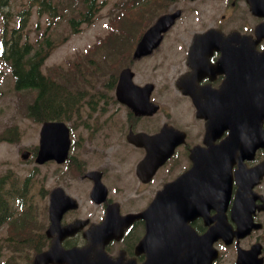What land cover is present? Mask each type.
<instances>
[{"label":"rangeland","instance_id":"374dc122","mask_svg":"<svg viewBox=\"0 0 264 264\" xmlns=\"http://www.w3.org/2000/svg\"><path fill=\"white\" fill-rule=\"evenodd\" d=\"M124 1L128 0H99V2L103 4L102 9L98 12L93 22L82 24L77 33L73 32L70 20L73 17L78 19V12L83 9L78 5V2L74 0H53V3L59 6L57 13L54 15H51L48 11L43 15H38L34 0H12L7 11V21L0 17L1 37L5 27V21L8 29L12 30L18 26V22L24 19L27 14L32 13V17L27 26L24 30H19L16 33L17 36L21 37L23 41L29 40L34 48L46 38L51 39L53 47L56 46L57 43H60L55 50L53 48L51 51V54L45 61L43 71L47 73V71L54 68H63L72 82H77L86 90L87 99L97 104V109L95 111L86 109L70 119L75 122H83L85 120L91 122L93 117L98 116L94 126L100 127L101 129L97 133V135H99L98 138L94 139L92 142L90 140L86 141V127L82 125L72 126L68 119L69 126L71 129L73 128L72 141L75 142V148H81L84 143L88 144V148H106L112 140L116 143L121 141V139H115V133L110 129L123 115L116 111L113 115L108 117L109 115H107V113L104 114V111L100 109L104 100L100 99L99 96L100 93L103 92L112 70L108 69L107 64L110 65V63L105 62L102 57L104 53L101 51L99 52L98 49L99 46L103 44L102 41H109L110 35L114 30L112 23L117 19L120 6ZM174 7H182L188 12V9L182 4H175ZM72 8L75 11H72ZM165 10L166 9L161 8L157 13H161ZM212 16L213 17L203 18V21L194 27L190 25L193 16L188 12L168 37H174L175 39L187 38L194 29H204L212 18L221 19V14H212ZM238 18L241 20L254 21L247 12L238 14ZM142 28L143 25L139 24L135 27V31H139ZM124 29L127 31L131 30L126 24L124 25ZM116 44L117 43H112L111 45L104 44L103 48L109 49ZM128 45L131 46V42H128ZM93 48L96 49L94 55H91V53L87 54V52L92 51ZM127 50L130 51L131 49L128 48ZM167 53H170L169 48H166L163 54ZM92 56L96 58L98 62H103L102 68L105 70L100 71L96 69L94 65L88 63L89 58ZM158 58L154 60L158 61ZM76 62H78L79 65L73 68L71 64ZM138 68L144 75V64L140 65ZM33 98L34 95L30 91L17 92L14 89L10 68L0 59V134L10 136L11 134L8 132L12 130L17 133L16 138H18L15 142H0V175L5 174L7 171H11L13 176L18 178L19 181H24L30 176V179L32 178L30 196L35 199L36 212L42 213L44 211L46 190L53 186L62 185L59 175L63 173L65 168L57 167V164H46L37 167L33 160L30 161L29 159L28 161H24L21 159L23 150L29 149L33 151L39 144L41 124L35 122L28 115V105L32 103ZM108 110V114H111V110ZM79 159L84 161L87 159V156L80 154ZM137 160L138 158L135 153H127L120 161L118 160L121 164L122 171L119 172L117 176L121 177L122 181L117 184H110V188L113 191L114 197L122 201L127 200L128 202L137 204L144 202L145 207L162 188L164 184L163 181H166L170 176L176 174L177 169L168 170L167 167L170 165V162L168 165L161 168L155 175L152 184L144 185L143 187L139 185L134 175V166ZM105 162L104 155H101V159L95 163L94 166H103ZM67 186L70 194L76 196L78 199L88 196L89 187L85 182H81L79 178H69ZM260 191H264V188H261ZM3 236L4 233L0 230V245L2 244ZM12 260L25 261V258L21 254H14L11 250H3L0 254V264H5Z\"/></svg>","mask_w":264,"mask_h":264},{"label":"flooded vegetation","instance_id":"af4514ba","mask_svg":"<svg viewBox=\"0 0 264 264\" xmlns=\"http://www.w3.org/2000/svg\"><path fill=\"white\" fill-rule=\"evenodd\" d=\"M192 3H202L205 10L212 12H239L249 9V5L246 0H197ZM223 28V27H221ZM234 28L239 29L242 33H253L254 27L249 24L233 25L228 28H223L226 33H229ZM193 42L184 43L180 50L181 56L176 60L175 67L176 73L173 76L174 80L171 85L167 86V89L174 92V95H170L169 100L164 101V90L161 86L156 85L153 93V98L161 101V115L157 119L154 117H138L134 113L128 111L127 125L128 130L133 132L154 131L159 132L158 128L165 124H173L174 127L185 130L187 133V139L185 143H182L176 149V156L174 159L175 165L187 169L191 166L190 154L191 149L197 144H202L205 135V123L206 121L197 115V108L193 99L180 91L177 85L179 78L192 70L188 66V51ZM244 44L242 41L231 40L230 43L223 46L210 45L207 46L206 54L203 61H195L193 64L196 68V72L192 77L186 79L183 83V87L187 90H195L198 93V97L205 107L208 108V115L210 117H218L219 111L228 114L229 108L239 107L241 100L238 93L244 91H251L258 86L259 78H250L247 84L230 83L228 76L231 75L233 79L239 77V72L244 69L245 60L241 53ZM220 49L225 51V54L220 53ZM264 49V42H257L253 45V50L258 53ZM238 56H235V53ZM145 60V58H144ZM255 63L253 66L255 67ZM154 66L149 67L147 62L144 61V82H153L159 84V78H161ZM156 99H154L156 101ZM157 116V115H156ZM162 126V127H163ZM179 129V130H180ZM222 137L227 135V131H223ZM132 148H136L134 145L129 144ZM88 168V166H86ZM113 168L106 165L105 168L95 169L101 171L102 180L107 183V180L111 178L110 170ZM81 178L79 180L85 182L89 187L88 196L84 200L79 201L76 209L67 210L61 217L59 228H55L53 235L49 237L46 234V230L52 225L51 214V191L46 198V212L45 213H33L29 215L16 213L14 217L19 220L14 222V225L18 228L23 226L22 218L27 216L30 219H35V222L31 220L26 223L29 227L26 230V238L23 239L21 249H29L33 251V258L31 261H26L20 264H34L33 259L37 254L48 251L52 248V242L54 239L62 238L61 245L64 249L78 248L82 249L81 254L87 258H94L96 262H103L105 264H143L146 260V255L137 253L136 248L139 241L143 238L146 226L143 219H136L125 231L121 238L111 239L104 248V252L96 251L94 249H85L89 243V234H93L94 242H101V230L106 218V211L110 205L116 200L109 197L103 203H99L95 199L90 197V189L92 188V180L86 178L84 174L87 170L81 168ZM91 171V170H89ZM88 172V171H87ZM62 177L63 180L64 178ZM108 185V183H107ZM121 209L124 210V203L121 201ZM144 209V207L142 208ZM142 209L128 210V212H138ZM76 221H81L78 229L67 234L64 229L74 224ZM201 220H197L193 223L194 227L198 231H203V223ZM203 224V225H202ZM9 225V224H8ZM112 227L120 229L124 226V221L117 220L111 224ZM39 227V229L37 228ZM22 231V230H21ZM202 233V232H201ZM191 243L184 241V251L179 253L181 259L187 258L188 246ZM221 245V244H220ZM252 245L251 238H243L238 242L231 244L227 251V258L223 257L221 260L225 262L223 264H238L236 253L238 246L250 247ZM95 263V262H94ZM48 264H57L50 262ZM220 264V261L214 263Z\"/></svg>","mask_w":264,"mask_h":264},{"label":"water","instance_id":"95a60500","mask_svg":"<svg viewBox=\"0 0 264 264\" xmlns=\"http://www.w3.org/2000/svg\"><path fill=\"white\" fill-rule=\"evenodd\" d=\"M257 14L264 16V12ZM177 15L178 12L160 17L140 40L135 55L142 56L152 52L159 45L163 37L162 33L168 30ZM260 28L264 29V25H260ZM204 36L206 34L196 37ZM132 76L129 69L121 73L117 95L121 102L134 107L135 99L131 100L129 96L139 94L142 99L144 89L133 83ZM261 143L264 146V133L261 134ZM175 145V143H170L162 151L153 152L152 162H144V166L147 165V168H144L142 173L140 169L138 170V174L144 179V182L149 181L158 167L170 157ZM69 148L70 131L65 123L45 122L41 129V149L37 161L44 163L48 159H55L62 163L67 158ZM229 157V150L224 148L222 157L214 163L212 162L211 169L207 171L206 176L202 177H199L195 161L192 169L167 184L158 193L149 208L142 214L145 219L153 222V226L148 229L144 240L139 245V250L148 251L149 258L144 264H169L167 257L172 251L168 250L169 245H166L164 241L174 236L190 238L196 243L197 248L194 254L197 260H203L213 252L210 247L200 250V239L205 237V241L209 244L220 237L231 241L234 233L224 214L232 195L231 180L227 177L228 171L226 172V163ZM262 171L264 170L260 166L255 169L253 175L248 172L241 174L240 181L242 183L233 205V220L237 223L239 236L246 235L254 226L252 218V214L255 212L254 198L249 195L251 186L259 181V177L263 174ZM240 178L239 176L238 179ZM97 190L98 185H96L93 194ZM212 208L218 209L220 213L215 217L207 218L206 224L214 223V225L203 236L196 235L189 222L198 215H205ZM169 222L174 225H169ZM171 248L173 250L172 246Z\"/></svg>","mask_w":264,"mask_h":264},{"label":"trees","instance_id":"16d2710c","mask_svg":"<svg viewBox=\"0 0 264 264\" xmlns=\"http://www.w3.org/2000/svg\"><path fill=\"white\" fill-rule=\"evenodd\" d=\"M47 2V0H43ZM87 7L86 16L94 13L93 2L82 0ZM48 9H55L51 3ZM51 43L44 42L36 50L29 43L20 45L14 41L5 51L6 60L10 63L16 80V89L33 93V102L28 106V114L38 122L48 119H70L76 113V107L81 99L76 83L72 84L67 77L62 76L61 83L56 77L44 74L42 67L48 57ZM73 86L75 92L72 91ZM0 212L6 214L4 203L0 196Z\"/></svg>","mask_w":264,"mask_h":264}]
</instances>
